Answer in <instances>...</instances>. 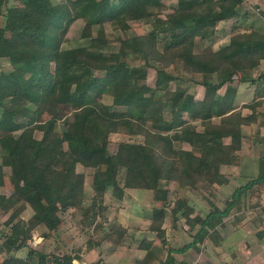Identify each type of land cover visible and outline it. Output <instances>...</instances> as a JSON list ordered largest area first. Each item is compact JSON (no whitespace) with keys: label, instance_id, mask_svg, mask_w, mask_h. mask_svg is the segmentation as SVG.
Returning <instances> with one entry per match:
<instances>
[{"label":"trees","instance_id":"16d2710c","mask_svg":"<svg viewBox=\"0 0 264 264\" xmlns=\"http://www.w3.org/2000/svg\"><path fill=\"white\" fill-rule=\"evenodd\" d=\"M244 1L178 0L166 11L165 0H0L5 18L0 60L8 64L0 70V188L8 180L12 186L10 192L0 190V216H7V230L0 232V254H5L0 264H75L77 255H51L29 246L41 225L46 238H55L70 209L81 215L85 228L105 231L103 239H134L128 226L108 216V190L121 199L126 187L151 190L153 199L162 202L153 208L147 227L155 236L142 238L139 247L145 254L137 264L158 261L156 238L168 250L160 264H189L174 251L200 250L208 237L221 244L218 227L225 225L224 218L242 211L250 189L264 193V152L258 174L237 186L225 206L214 204L205 216L179 188L205 197L202 190L228 184L231 178L223 168L241 166L245 126L264 124V71L254 76L264 58V27L259 25L264 20L256 16L249 29L239 26ZM79 18L85 21L82 36L88 44L64 47ZM229 19H234L230 40L218 48L205 46L219 22ZM133 21L151 28L131 34ZM106 23L122 33L109 36ZM150 66L157 73L153 85ZM236 76L257 83L254 97L241 105L236 103ZM188 78L205 87L203 97L180 85L171 87ZM37 130L42 136H36ZM113 133L142 140H121L109 153ZM183 141L191 149L177 146ZM78 164L92 169L90 194ZM172 180L178 189L168 186ZM261 202L252 207L264 211ZM28 206L33 213L25 218ZM179 210L191 229L199 228L193 241L175 247L164 224ZM257 233L264 236V229ZM23 247H28L26 256H18ZM91 264L115 263L100 258Z\"/></svg>","mask_w":264,"mask_h":264},{"label":"rangeland","instance_id":"374dc122","mask_svg":"<svg viewBox=\"0 0 264 264\" xmlns=\"http://www.w3.org/2000/svg\"><path fill=\"white\" fill-rule=\"evenodd\" d=\"M177 1L178 0H165L167 5L166 11H171L172 5L176 4ZM249 6L250 15L248 16V21L249 18H251L249 22L254 23L256 16L264 18V1L249 0ZM163 13H165V11ZM4 20L5 18L0 16V23H3ZM84 24L85 21L82 18H79L72 23L67 33V38L63 43L64 47H74L88 44L89 39L82 36ZM259 25L264 27V24L259 23ZM150 28L151 24L147 22L133 21L132 27L128 30V32L134 34L136 32L146 31ZM106 31L109 36L112 37L122 33L121 30L114 28L109 23H106ZM224 42L220 40L213 41V39L212 41L206 40L205 46H210L212 48L214 46L215 48H218ZM0 65L1 70V68L7 67L8 64L4 59H2L0 60ZM156 75V69L154 66H150L148 82L151 85L155 83ZM236 78H239V76ZM178 85L195 93L197 97L203 95L204 86L195 83L189 78L186 80L173 81L171 87L175 88ZM262 86L264 88V82ZM105 98L107 101L110 100L109 95H106ZM262 98L264 99V95ZM64 107L67 111L71 110L70 105H64ZM261 109L264 112V103L262 104ZM244 111L247 113L249 112V109L243 108V112ZM167 116H169L168 113ZM56 126L57 130L62 128V124L59 122ZM246 130L248 137L246 138L242 149L243 161L241 166H225L223 168V171L228 173L231 178V181L228 184L213 189V192H210V190H202L205 194V197H203L202 193H194L191 190L180 189L177 181L172 180L169 182L168 186L172 189L179 188L181 195H186L189 198V201L196 207V211L201 215L205 216L213 208L214 204L225 206L227 197L231 196L237 186L246 183L258 174V157L262 152H264V124L259 125L257 123L249 125L246 127ZM36 136H42L41 131L37 130ZM125 139L138 141L142 140V136H128L122 133H113L111 135V143L108 147L109 153L114 152L118 143ZM225 140L230 141V138L226 137ZM180 144L181 142L177 143V146H182ZM2 153L3 150L0 148V161L2 159ZM77 168L79 171L86 173V190L87 193L90 194L92 192V169L86 168L82 164H78ZM7 182L8 183L5 187L0 188L1 191L10 192L12 190L10 181L8 180ZM252 191L253 189L249 190L247 203L246 206L243 207L242 211L236 212L235 210H232L230 214L224 218L225 225H220L218 227L223 236L221 244L216 245L212 239L208 237L203 243H199L201 246L200 250L192 247L185 253L174 251V256L179 259L182 258V260H186L189 264H241L244 262H248L249 264H259L263 262L264 236H260L257 231L264 229V211L261 207L253 208L252 203L257 202V200L260 202L261 200L264 201V193L260 196L257 194L256 190L254 194H251ZM150 196L152 195L132 190L126 198L121 200L114 197L111 189H109L106 201L110 206L108 215L110 221H119L121 224H134V226L139 225V223L136 222V219L139 217L135 213V211L139 209L138 202H149ZM27 208L28 211L25 210L22 213L24 217L26 216L25 218H29L33 212L30 206ZM170 215L171 219L165 223L168 230L167 236L170 245L178 247L182 246L186 242L193 241L194 233L197 232L199 224L194 229H191L189 224L186 222L185 217L181 215V210L177 212V215L175 213H171ZM237 216L240 217V221L235 219ZM6 217L7 216H0V232L7 230L3 224V220H5ZM80 218V214L76 213L74 209H70L65 213V221L60 226L58 233H56V240L54 237H44L45 234L42 232L46 230V227L43 225V227L39 226L40 228L38 227L35 230L34 236L30 240V245L41 251L46 250L44 252L50 253L51 255L55 251V253L67 252L72 255L80 256L82 260H86L87 264H91L98 258L105 260V256L108 254L114 255L115 252L117 255L122 257L124 249L127 252L126 254H128V256L124 255V263H137L135 256L139 252L138 248H140V238L146 236L144 235V230H142L144 229V226L142 225H145V223L142 222L140 224L141 232L137 234L138 239H135V237L134 239H131L130 236L125 238L122 243H117L113 237H105L103 239L105 231L100 230L94 232L93 227L91 229L85 228V226L81 223ZM108 226L109 224H106L105 229H108ZM155 240V245L157 246L155 251L158 256V261L156 259L155 264H160L161 261H159V258L160 260H164L168 255V250L166 245H162L159 238H156Z\"/></svg>","mask_w":264,"mask_h":264},{"label":"crops","instance_id":"0c3cea01","mask_svg":"<svg viewBox=\"0 0 264 264\" xmlns=\"http://www.w3.org/2000/svg\"><path fill=\"white\" fill-rule=\"evenodd\" d=\"M249 7H250L249 6V0H245L243 2V4L239 6L240 16H239L238 22H237L239 26L246 27L248 29L250 28V26L252 24L251 22H249L251 20V18H249V21H248V16L250 15L249 14V12H250V8ZM246 12H247V16H243V14H245ZM262 19L264 20L263 17H262ZM233 24H234V19L220 21L219 24H218V31L215 34L213 41L220 40V41H223V42L225 41L223 44L227 43L230 40V31H231V28H232ZM262 71H264V58L261 60L260 65L257 68H255V70H254V76H259V74ZM233 85L237 88V97H236L237 98L236 99V103L237 104L241 105L243 103H246V102H248L249 100H251L254 97L255 90H256V85H257L256 82L241 81V80H239V78H235V80L233 82ZM225 89H226V86H223L222 89H220V92L221 93H224L225 92ZM204 92H205V87H204ZM204 92H203V95H204ZM203 95L200 96V97H203ZM244 108L249 109L248 107H244ZM244 113H245V111H244ZM246 127L247 126H245V130H246ZM180 145H182V147H184V148L191 149V144L189 142H187V141L181 142ZM186 145H188V146H186ZM131 189L132 190H135V191H139V193H143V194L144 193L145 194L148 193L149 195H152V196H150L151 198L149 197V202H145V203L144 202H138V206H139V209L138 210L139 211L136 210L135 213L139 217V218H137L138 220L136 219V222L139 223V225L134 226V224H130L129 225V224H124V223H123V225L128 226L129 227V230L135 235V239L136 238L138 239L137 234H139L141 232V226H140V224L143 222V223H145V225L144 224L142 225V226H144V229H142V230H144V232H145L144 235H146L144 237L153 239L154 236H155V233L153 231L148 230L147 227H148V224L151 221V216H152L153 208L155 206L161 204L162 202H159V201L157 202V201H155L153 199V193H152L151 190H147V189H136V188H133V187H126V189H125L126 190L125 195H124L123 198H121V200L124 199V198H126V196L130 193V191H132ZM26 211H28V208L26 209ZM143 212H144V214H143ZM164 226H166V224ZM40 227H43V225H41ZM42 233H44V231ZM167 234H168V230H167ZM44 237H45V235H44ZM144 237H141L140 238V242H141L142 238H144ZM54 239L56 240V237ZM29 246H31L30 245V241H29ZM138 250H139V252L136 254L135 260H138V258L143 257L144 254H145V250L144 249L138 248ZM44 251H46V250H44ZM123 251H124V254L122 255V257L120 255H117V253L115 252L114 255L113 254H111V255L108 254L107 256H105L106 257L105 260L112 261L115 264H127V263H124V259H125L124 255L125 256H128V254H126L127 252L124 249H123ZM27 252H28V247H23V248L17 250L16 251V254L18 256L24 257V256H26ZM54 253H55V251H54ZM64 253L65 252H63V253L57 252V254H60V255H62ZM4 257H5V254L4 253L0 254L1 260H3ZM177 259H179V258H177ZM81 260H82V258L80 256L79 257H74V259H73V261H74L75 264H87L86 260H82V262H81ZM179 260H182V258L179 259ZM130 264H137V263H130Z\"/></svg>","mask_w":264,"mask_h":264}]
</instances>
